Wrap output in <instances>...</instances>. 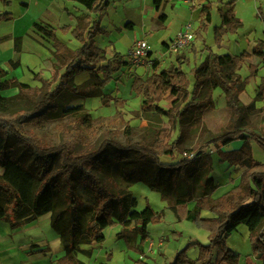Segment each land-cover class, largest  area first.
Segmentation results:
<instances>
[{
  "label": "trees",
  "instance_id": "trees-1",
  "mask_svg": "<svg viewBox=\"0 0 264 264\" xmlns=\"http://www.w3.org/2000/svg\"><path fill=\"white\" fill-rule=\"evenodd\" d=\"M69 1L85 10V14L76 17L73 29L70 26L62 29L81 44L76 50L71 51L61 43L53 29L34 24V29L53 43L56 60L51 81L39 74L34 76L41 83L39 89L32 91L41 96L31 114L40 113L35 118H41L42 111L55 112L54 98L61 91L100 98L104 107L124 105L123 99L103 94V89L128 64L116 52L106 59L105 51L93 41L97 35L104 34L98 18L108 9L109 0ZM162 2L153 0L156 11ZM227 5L226 11L219 9L221 22L213 30L214 45L218 49L228 34L236 33L242 26L233 13V2ZM211 9L206 3L200 10L199 18L204 26L211 22ZM164 17L161 15L159 19ZM260 18L264 21L261 14ZM11 20V13H0V23ZM14 49L20 52V38L15 39ZM252 54L261 56L262 52L255 47ZM249 58L246 52L220 56L209 50L207 59L190 70L193 82L182 69L185 62L181 56L176 57L174 67L159 70L160 64L156 61L149 76L132 78L130 91L142 100L141 110L165 116L173 129L190 122L196 112L213 107L214 90L220 88L225 93L233 124L227 131L200 143L189 160L174 161L177 141H170L169 129L125 145L103 136L98 146L85 150L80 148L83 139L50 145L31 131H21L17 123L27 118L21 111L12 113L10 118L0 115V221L14 230L50 214V227L58 235L63 253L56 264H89L78 256L90 259L92 249L81 246L104 242L106 228L120 225L119 236L123 237L125 229L133 224L143 244L148 239V226L161 222L162 214L156 213L149 204L141 211L136 210L137 200L130 189L142 183L159 194L179 220L189 221L208 234L207 244L190 242L167 264H240L239 255L226 245L227 238L239 225H245L249 231L252 255L264 261V164L253 158L250 146L254 141L264 151V134L236 125L242 117V104L237 99L233 71L240 69ZM249 70L256 75L254 67L249 66ZM6 74L0 68V77ZM82 74L89 78L75 84L74 78ZM11 88H16L18 96L23 97H29L31 91L27 84L13 79L0 83V94ZM256 99L264 101V77L260 79ZM163 100L171 103L169 109L159 107ZM234 141L242 143L239 149H221ZM210 147L217 149L220 163L243 169L238 184L217 198H213L217 185L211 176L212 158L205 152ZM166 157L172 161L165 162ZM190 204H193L191 208ZM202 211L211 216L202 217ZM128 247L132 248L129 244ZM191 248L197 249L194 259L187 254ZM135 250L142 254L141 250ZM137 264L147 263L137 261Z\"/></svg>",
  "mask_w": 264,
  "mask_h": 264
},
{
  "label": "rangeland",
  "instance_id": "rangeland-1",
  "mask_svg": "<svg viewBox=\"0 0 264 264\" xmlns=\"http://www.w3.org/2000/svg\"><path fill=\"white\" fill-rule=\"evenodd\" d=\"M177 2H181L180 6H176ZM229 2H233V13L242 26L236 33L228 34L218 49L214 45L213 30L221 22L219 9L227 10ZM109 3L106 14L98 18L100 27L109 34L102 33L94 38L96 47L105 51L106 59L111 58L115 51L126 60L127 52L135 39L147 34L150 43L161 44L187 24L191 26L194 39L189 47L178 55L184 58L185 64L182 65V69L187 73L190 82H193L190 70L207 59L209 50L220 56H238L243 52L250 54V58L241 68L233 71V79L238 89L237 99L242 104V117L236 125L264 134V101L256 99L260 79L264 77V21L260 18V14L264 18V0H208L207 3L212 8L211 22L205 26L200 21V11L194 10L195 5H201L200 1L164 0L157 17L162 13L166 14L167 22L157 21V17L152 19L151 11L155 14L156 8L153 0H109ZM75 6L77 5L69 0H0V13L12 14L11 21L0 23V68L7 72L6 76L0 77V83L16 79L31 89L29 97L18 96L16 88L0 94V115L10 118L12 113L21 111L27 116L17 123L18 129L31 131L50 145H57L66 140L80 142V139H83V147L80 148L85 150L98 146L103 136L125 145L141 141L150 133L169 129L170 141H177L174 156L176 161L183 158L184 153H193L200 143L211 136L221 134L231 127L233 115L227 106L226 95L220 88L213 91V107L196 112L190 122L175 129L169 126L165 116L154 111L143 112L140 108L142 100L130 91V84L134 76L146 78L153 72L152 68L147 67H123L103 89V94L123 99V107H104L100 103V98H85L61 91L54 98L55 112L42 111L41 118H35L40 113L31 115L35 103L41 99L40 95L32 94V91L41 87V83L35 80L34 76L39 74L42 79L51 81L54 75L53 65L56 62L53 43L36 31L34 24L53 29L61 43L71 51L76 50L81 44L70 32L66 34L62 32L64 27L70 26L71 29L75 27L76 17L80 16L78 7ZM128 23H131L130 27ZM17 38L21 39V49L18 53L14 49V41ZM255 47L262 52L261 56L252 54ZM173 55L170 53L167 58H161L159 70L177 65ZM16 62L19 64L16 65ZM249 66L256 69L255 76L252 75ZM88 78L87 74L78 75L74 78V83L82 84ZM158 105L165 110L171 107V103L166 100ZM68 109L75 110L68 113ZM251 143L264 153L254 141L250 142V146ZM241 145L240 141H234L221 149L228 151L240 148ZM251 150L253 158L259 161L257 151H254L252 146ZM205 152L212 158L211 176L217 185L214 197H220L233 188L232 183L240 177L243 169L220 163L217 149L214 147L206 149ZM163 160L172 161L167 157ZM130 190L137 200V211H141L149 204L156 213L162 214L160 223L151 224L147 228V240L151 241L150 248L146 249L150 242H147L146 246L145 242L139 244L138 229L133 224L125 229L123 237L119 236L120 225L106 228L104 242L97 245L93 251L92 260L95 264H137V261H140L137 259L147 264H161L160 259L162 261L165 259L167 264L172 261L175 253L185 248L188 243L194 241L204 245L208 243L207 232L189 221L179 220L161 200L159 194L142 183L135 184ZM192 205L188 207L191 208ZM201 216L208 218L211 214L202 211ZM4 224L1 221L0 228L5 226ZM50 231L47 229L45 233ZM159 239L164 243L163 255L161 254L163 247L159 248L153 243ZM128 244L132 248L128 247ZM140 245L145 246L144 251L139 249ZM226 245L239 255L240 264H264V261L252 255L249 231L245 225H239L230 234ZM135 249L141 250L142 254ZM187 254L194 259L197 256V249L191 248ZM9 255L11 256L5 260L15 264L22 260L17 256L16 250ZM4 256L7 255H1V259ZM78 257L85 260L81 255Z\"/></svg>",
  "mask_w": 264,
  "mask_h": 264
},
{
  "label": "crops",
  "instance_id": "crops-1",
  "mask_svg": "<svg viewBox=\"0 0 264 264\" xmlns=\"http://www.w3.org/2000/svg\"><path fill=\"white\" fill-rule=\"evenodd\" d=\"M195 1L199 2L200 0H195ZM207 1L208 0H204V1H202L201 5H195L194 10L197 9L198 11H200L202 6L204 4H206ZM180 4H181V2H177L176 6H180ZM75 5H77L75 7H78L77 10L80 12L79 13L80 15L85 14V10L83 7H81L80 5H78L76 3H75ZM223 11H226V10H223ZM106 12L107 11L102 13L101 17H103L106 14ZM154 12H155V14L153 13V11H151L152 19L157 17L158 11H156V8H155ZM161 15H164L165 17L162 19L161 18L159 19V17ZM167 20H168L167 15L163 14V13L158 15V17H157V21L167 22ZM129 26H131V23H128V27ZM71 27H73V26H71ZM103 30H104L105 35L109 34V32L106 31L105 29H103ZM174 36L169 37L167 40H163L161 42V44L168 43L169 41H171L174 38ZM94 43H95V39H94ZM178 54L179 53H174V55H173V53H171V55H173L175 60H176V57L179 56ZM251 146H252V149L254 151L255 150L257 151L258 160L264 164V153H262L258 148H255V146H253L252 143H251ZM237 149H239V147H237ZM233 150H236V149H233ZM228 151H230V150H228ZM238 179L236 181H234V183H232L233 184L232 187H234L238 184ZM213 198H217V197H214V194H213ZM50 221H51V215L45 214V215L38 217L33 222H31V223H29L23 227L14 229V230H12L9 227V225L4 222L5 226L0 228V256L4 255V254L7 256H4L3 259H1V257H0V264H15L11 261L5 260L6 257L11 256L9 254L14 250H16L17 256L20 259L22 258V260L19 264H54L58 258L62 257L63 253H62V249L60 246V240H59L58 235L50 228ZM47 229H50L51 231L49 233H45V231ZM1 234H2V236H1ZM147 242H150L146 248V249H149L151 241L146 240L145 246H146ZM153 243H155V245L159 248L163 247L161 250V254L163 255L164 251H165L163 240L159 239L158 242H153ZM96 246L97 245L81 246V248L93 249L92 250V255H93V251H94ZM145 246L144 247L141 246V248H139V249H142L144 251ZM21 255H23V256H21ZM147 255H149V253H147ZM79 259L85 263L95 264L92 260V256L90 259H86V258H85V260H83L82 258H79ZM137 260L142 261L141 259H137ZM160 261H161L160 262L161 264H166V262H167V260H165V259L163 261L160 259ZM143 262H145V261H143Z\"/></svg>",
  "mask_w": 264,
  "mask_h": 264
},
{
  "label": "built area",
  "instance_id": "built-area-1",
  "mask_svg": "<svg viewBox=\"0 0 264 264\" xmlns=\"http://www.w3.org/2000/svg\"><path fill=\"white\" fill-rule=\"evenodd\" d=\"M148 35L142 38L135 39L131 44L128 52L126 62L132 68H152L156 61L165 59L170 53H180L192 43L194 36L189 24L181 27L176 36L164 44L150 43ZM193 153L183 154L184 159H192Z\"/></svg>",
  "mask_w": 264,
  "mask_h": 264
}]
</instances>
